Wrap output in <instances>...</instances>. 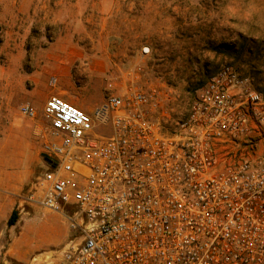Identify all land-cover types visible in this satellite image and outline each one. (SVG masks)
Returning <instances> with one entry per match:
<instances>
[{"label": "built area", "instance_id": "2783aa9c", "mask_svg": "<svg viewBox=\"0 0 264 264\" xmlns=\"http://www.w3.org/2000/svg\"><path fill=\"white\" fill-rule=\"evenodd\" d=\"M150 53L89 112L58 95L41 114L20 105L42 159L21 201L69 232L28 264H264V92L223 64L178 116Z\"/></svg>", "mask_w": 264, "mask_h": 264}, {"label": "rangeland", "instance_id": "374dc122", "mask_svg": "<svg viewBox=\"0 0 264 264\" xmlns=\"http://www.w3.org/2000/svg\"><path fill=\"white\" fill-rule=\"evenodd\" d=\"M59 6L66 8L65 17L75 15L66 20L71 25L42 19L36 8L22 13L25 19L15 28L18 37L3 36L0 44V139L10 123L28 132V147L21 156L24 166L9 169L19 176L24 175V167L28 172L10 191L20 222L16 221L11 232L5 224L0 228V264H28L32 256L56 252L67 240V223L61 215L21 201L27 183L42 164L40 142L33 134L36 122L21 115L22 103H31L41 114L37 95L46 92L50 97L62 89L89 112L125 85L126 73L143 46L150 48L147 65L151 75L163 78L172 90L178 116L187 113L196 90L223 64L232 65L264 92V0H64ZM68 31L74 40L91 48L81 61L85 74L91 57L106 60L101 77L90 82L85 75L79 78L78 63L62 75L46 66L43 47ZM51 77L57 78L55 87L49 86ZM252 141V157L264 156V135L253 134ZM7 205L2 209L11 207Z\"/></svg>", "mask_w": 264, "mask_h": 264}, {"label": "crops", "instance_id": "0c3cea01", "mask_svg": "<svg viewBox=\"0 0 264 264\" xmlns=\"http://www.w3.org/2000/svg\"><path fill=\"white\" fill-rule=\"evenodd\" d=\"M63 2L64 0H0V28L2 33L1 41L3 42V36H17L19 29L17 24H22V20L25 19L22 16V13L34 12L36 8L42 13V19L48 18L55 22L63 21L67 25H71V21L66 22V20L75 19V15L73 16L72 14H69L67 17L64 16V11L66 8L59 6ZM50 3L52 5L51 7ZM38 4H40L39 7ZM16 27L18 28L17 30L15 29ZM90 49L91 48H87V46L83 43L74 40V34H71L68 31L66 36L59 37V39L54 42H48L43 47V50L47 52L46 66H49L54 73L62 75L63 71H66L68 68L78 63L77 76L81 78L83 75H85L83 77H85L87 80L86 82H90L96 76L101 77L104 74V67L106 66V60L102 56L91 57V61L89 62V70L87 73L88 75L85 74V70L81 69V61L86 57V51ZM67 84L71 85L69 83ZM57 95L81 108L78 106L76 100L70 97L65 90L61 89ZM48 98L49 93L46 92H40L37 95V99L41 106H43ZM6 131H8V133L5 135V137L0 139V228L3 227V224H5V227L8 226V219L14 209L15 202L10 196V194H12L10 191H14V187L17 188V181L19 182L20 177L23 179L28 172L27 168L24 167V175L19 176L15 171L9 170L11 167L17 169V167L21 168L22 165L24 166L25 160L21 156L22 153H25L23 150H26L28 147L27 129L22 128L18 124L10 123L6 128ZM11 161H13L15 164L11 163ZM7 203V206L10 204L11 207L9 209L3 210L1 206ZM47 212L57 215L58 217L60 216L54 212ZM19 222L20 221H17V224ZM14 227L15 225L10 227L8 231L11 232V229ZM65 235H69L67 224ZM9 252L11 257L19 263V261L13 257V252L11 249H9Z\"/></svg>", "mask_w": 264, "mask_h": 264}, {"label": "trees", "instance_id": "16d2710c", "mask_svg": "<svg viewBox=\"0 0 264 264\" xmlns=\"http://www.w3.org/2000/svg\"><path fill=\"white\" fill-rule=\"evenodd\" d=\"M1 35H2V33H1V28H0V44L2 42L1 41ZM16 221H17V213H16L15 210H13L11 215H10V217H9V219H8L7 225L9 227H11V226L15 225Z\"/></svg>", "mask_w": 264, "mask_h": 264}, {"label": "bare ground", "instance_id": "6f19581e", "mask_svg": "<svg viewBox=\"0 0 264 264\" xmlns=\"http://www.w3.org/2000/svg\"><path fill=\"white\" fill-rule=\"evenodd\" d=\"M1 152V151H0Z\"/></svg>", "mask_w": 264, "mask_h": 264}]
</instances>
